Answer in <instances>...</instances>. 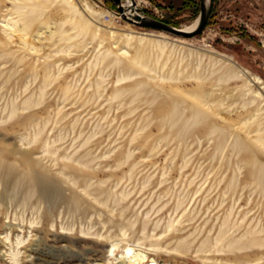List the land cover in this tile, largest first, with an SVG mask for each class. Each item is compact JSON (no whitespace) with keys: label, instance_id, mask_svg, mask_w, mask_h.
Masks as SVG:
<instances>
[{"label":"rangeland","instance_id":"obj_1","mask_svg":"<svg viewBox=\"0 0 264 264\" xmlns=\"http://www.w3.org/2000/svg\"><path fill=\"white\" fill-rule=\"evenodd\" d=\"M139 1L180 28L200 12V0ZM73 2L78 14L0 0V264H15L13 252L19 264H129L128 247L149 262L202 264L196 252L223 221L238 237L256 230L223 263L264 264V146L247 136L256 123L244 125L242 83L199 88L191 68L170 79L185 47L226 54L264 81V0H215L191 39L104 14L117 11L110 1ZM139 37L168 43L164 57L138 49ZM213 91L209 116L187 127L197 93ZM176 106L186 109L177 125Z\"/></svg>","mask_w":264,"mask_h":264},{"label":"bare ground","instance_id":"obj_2","mask_svg":"<svg viewBox=\"0 0 264 264\" xmlns=\"http://www.w3.org/2000/svg\"><path fill=\"white\" fill-rule=\"evenodd\" d=\"M47 1H51V0H47ZM52 1L58 2L66 10L73 12L75 14H78L77 8L73 2L74 0H52ZM135 2L137 3L138 6L145 7L142 4V2L139 0H135ZM128 3H131V2L129 1ZM104 14H107L114 18H117L118 16L117 14L112 13V12L111 13L105 12ZM102 15L103 14H100V16ZM191 26L192 24L185 26L184 30H190ZM141 36H148V35L141 34ZM164 37H159V38L166 39ZM134 39L135 37L130 36L128 38V43L130 44L131 41H133ZM175 42L186 45L184 41L175 40ZM138 45H139L138 49H141V48L144 49L148 45L152 46L153 51L157 56L158 62L160 61L162 57H164L165 52L169 47V44L166 42L156 41L153 39H148L146 37H139ZM183 48L187 51L188 58L190 57L189 61L187 64L184 65V67L182 66V64L184 63L183 59L180 60L179 65L175 64L174 67L171 69L170 79H173V76L175 75L182 76V74H184L189 68H191L192 74L188 78L189 80H191V82H194L195 84H197L199 88H201L202 86H204L205 88V84L209 83L210 80H214L215 87H220L222 85H227L230 83H237V82L242 83V86L238 88V90L236 91L237 96H238L237 100L240 101L241 99L242 100L241 102L243 103L242 104L243 108L251 110L250 112L251 115L249 116V119L247 121L248 123L244 125H249V124L252 125L253 123H256V129L248 130L247 136H250L254 133L256 136L254 141H257L264 146V121H263L264 119V94L263 92H260L256 89L257 87H259V90L263 91L264 81L260 77L252 74L247 69L240 67L234 61L232 57L226 54H220L214 51H206V50H201V49L185 48V47H182L181 49ZM169 60H170V57L168 61L163 64L164 68L167 66ZM205 61H207L206 65H205ZM134 62L138 66L142 67L143 69H149L153 71L149 67L148 62L144 60L143 55H141L140 53L138 54V57L134 59ZM176 65H178V69L176 68ZM214 93L215 92L213 91V93L211 94L209 93L207 95L206 94L199 95V93H197V95L193 94V96L196 95L197 97H199L200 100L198 103H196L194 106L191 107L193 109V117L186 121L187 127L191 126L189 124L192 122L193 118L194 119H198L200 117L207 118L209 116L208 113H206L204 109H201V107L210 106L209 98ZM224 101L225 100L218 99L217 101H214L213 104L217 103L220 107H222L224 105ZM178 107L179 106H176L175 110L172 113L173 118L178 116V120H176V122L174 123L176 125L179 123L180 118L183 116L186 110V109L180 110ZM219 114L220 113L215 114V115L219 116ZM217 131H223V130L217 127H213L211 134L216 133ZM228 135H229V138L236 137V143L234 144V146H236L239 142V138L236 136L237 134L229 133ZM191 221L192 220H190V222ZM227 221L230 222L229 219ZM222 223L223 224H221L222 226H220L219 231H217L215 236H213L212 238L210 237V234L212 233L213 228H211L210 231H208L209 235H207L205 240H203L202 245L200 244V247L198 248V250L196 249L197 252L195 251L198 256V259L201 260L202 264H216L214 262H217V261H220V263L224 264L223 263L224 260H226L227 262L232 261L233 259L237 260L238 258L237 253L240 249L243 248V246L242 247L240 246L241 243H243L241 241L242 240L241 238L244 236H245L244 238H246L247 234H250V235L254 234L255 229L249 230L247 233H244V235H242L241 237H238L239 227L237 228L236 223H234V225H228L227 222L224 223V221ZM255 234L256 235L254 236H258L257 233ZM258 241H261V240L258 238H255V239H252L251 243L258 245ZM262 241H264V239ZM248 246L245 247V244H244V247L246 249L250 247ZM227 251H229L228 256L226 255ZM18 255H19V252H13L11 254V260H13L15 264H19V261L17 259ZM122 257L125 258L124 260H126V263L128 262L129 264H158L155 260H152L151 262H149L146 254L142 253L141 251L137 252V250H135L132 247H128L127 251L122 253Z\"/></svg>","mask_w":264,"mask_h":264},{"label":"water","instance_id":"obj_3","mask_svg":"<svg viewBox=\"0 0 264 264\" xmlns=\"http://www.w3.org/2000/svg\"><path fill=\"white\" fill-rule=\"evenodd\" d=\"M118 15L128 23L139 28L162 32L174 37L191 39L202 34L212 17V0H200V12L190 30L176 27L165 21L158 20L147 13L145 7L137 5L135 0H113ZM131 3H128V2Z\"/></svg>","mask_w":264,"mask_h":264},{"label":"trees","instance_id":"obj_4","mask_svg":"<svg viewBox=\"0 0 264 264\" xmlns=\"http://www.w3.org/2000/svg\"><path fill=\"white\" fill-rule=\"evenodd\" d=\"M110 1V3H111V8L112 9H116V5H115V3H114V1L113 0H106V2H109ZM214 3H215V0H212V7L214 6ZM189 6H188V3H187V1H185V3H184V5H183V9L184 8H188ZM166 22V21H165ZM167 23H169V22H167ZM170 24V23H169Z\"/></svg>","mask_w":264,"mask_h":264},{"label":"built area","instance_id":"obj_5","mask_svg":"<svg viewBox=\"0 0 264 264\" xmlns=\"http://www.w3.org/2000/svg\"><path fill=\"white\" fill-rule=\"evenodd\" d=\"M116 14L118 13V11H114ZM159 11L157 10V9H155L154 10V16H152V17H154V18H156V19H158V20H161V21H164L163 19H164V15L163 14H159L158 13ZM118 15V14H117ZM119 16V15H118Z\"/></svg>","mask_w":264,"mask_h":264}]
</instances>
